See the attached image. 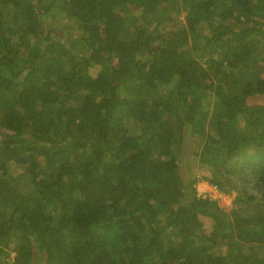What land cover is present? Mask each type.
<instances>
[{
    "label": "trees",
    "instance_id": "obj_1",
    "mask_svg": "<svg viewBox=\"0 0 264 264\" xmlns=\"http://www.w3.org/2000/svg\"><path fill=\"white\" fill-rule=\"evenodd\" d=\"M0 264H264V0H0Z\"/></svg>",
    "mask_w": 264,
    "mask_h": 264
},
{
    "label": "rangeland",
    "instance_id": "obj_2",
    "mask_svg": "<svg viewBox=\"0 0 264 264\" xmlns=\"http://www.w3.org/2000/svg\"><path fill=\"white\" fill-rule=\"evenodd\" d=\"M180 18H183V15L179 16ZM194 144L191 143V141H185L184 145L181 147V154L182 156H184L189 148H193ZM188 155V154H187ZM197 164H192L191 161L188 159V157H183L181 159V171L188 173V171H191L192 173H202L203 169L199 168L196 166ZM11 168V172L13 174L17 173V172H21V169L18 167V165L13 164L12 166H10ZM196 190L198 194H201L202 196H208L210 198H213L215 200H217L218 204L226 211L229 210V208L231 207V199H232V195H226L223 194L219 191L216 190L215 187L211 186L207 181L204 180H200L198 182H196L195 184ZM207 224V227H209L210 223L205 222ZM13 253L11 252L9 257L10 259L13 257Z\"/></svg>",
    "mask_w": 264,
    "mask_h": 264
}]
</instances>
